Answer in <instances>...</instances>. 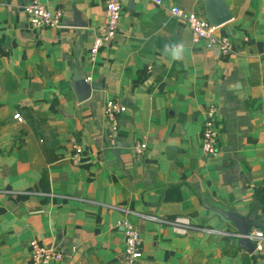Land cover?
<instances>
[{
  "label": "crops",
  "instance_id": "crops-1",
  "mask_svg": "<svg viewBox=\"0 0 264 264\" xmlns=\"http://www.w3.org/2000/svg\"><path fill=\"white\" fill-rule=\"evenodd\" d=\"M26 1L0 0V264H28L30 239L69 264H264V239L247 251L237 237L177 233L138 214L236 231L222 215L232 211L264 234V0H223L230 17L213 25L230 37L226 55L169 12L176 4L208 20L203 0H120L116 31L93 61L104 0H39L61 22L38 27L25 21ZM166 44H183V58L171 60ZM74 73L93 85L80 100ZM106 98L125 106L111 139ZM207 107L214 155L200 148ZM135 140L145 142L138 155ZM121 217L140 236L130 263Z\"/></svg>",
  "mask_w": 264,
  "mask_h": 264
},
{
  "label": "built area",
  "instance_id": "built-area-1",
  "mask_svg": "<svg viewBox=\"0 0 264 264\" xmlns=\"http://www.w3.org/2000/svg\"><path fill=\"white\" fill-rule=\"evenodd\" d=\"M159 3L160 0H152ZM120 0H104L103 21L97 26L95 34L92 36L91 42L87 49V58L93 61L104 43L115 33L118 18L120 15ZM22 11L25 15V21L30 27L38 26H58L61 22V11L58 9H49L39 0H27L22 5ZM169 12L181 18L190 30L191 39L193 41L201 40L203 45L211 49L214 53L226 55L231 51V40L227 34H216L214 26L207 19L196 14L194 11H187L180 6L173 4L169 7ZM87 79V77L85 78ZM125 110V106L114 98H106L102 103V112L108 121L110 132L116 128L117 117ZM213 107H207L205 110L202 126L200 129V148L207 155H214L216 152V135L217 125L214 119ZM18 120L20 115L15 112L11 115ZM71 152L69 155L72 164H77L80 160L81 146L76 143L71 144ZM145 146L144 140H135L132 149L136 155L140 154ZM264 187V185H263ZM36 193L37 191H27ZM42 193V192H40ZM43 194H51L43 192ZM128 211L127 209H124ZM146 218L167 223L171 229L177 233H187L188 231H205L219 233L222 235H230L237 237L236 231L226 229H216L202 226L191 222L186 216L175 215L172 218H162L154 214L138 213ZM115 224L120 226L123 235V256L126 262L130 263L141 256L140 236L136 227L125 217L117 218ZM248 237L254 241L255 249H259V242L264 239V234L259 230L249 231ZM71 249L73 247L71 246ZM29 262L28 264H69L62 259V251L51 245L38 243L34 239L28 241Z\"/></svg>",
  "mask_w": 264,
  "mask_h": 264
},
{
  "label": "water",
  "instance_id": "water-1",
  "mask_svg": "<svg viewBox=\"0 0 264 264\" xmlns=\"http://www.w3.org/2000/svg\"><path fill=\"white\" fill-rule=\"evenodd\" d=\"M203 2L205 4V14L210 23L217 24L230 17V12L226 9L223 0H203ZM70 86L79 100L88 96L90 89L93 87V85L87 83L78 73L72 75ZM222 215L232 221L236 232H238L237 245L247 251H252L255 243L248 237V232L250 226L255 224L247 216L242 217L236 212L225 211L222 212Z\"/></svg>",
  "mask_w": 264,
  "mask_h": 264
},
{
  "label": "clouds",
  "instance_id": "clouds-1",
  "mask_svg": "<svg viewBox=\"0 0 264 264\" xmlns=\"http://www.w3.org/2000/svg\"><path fill=\"white\" fill-rule=\"evenodd\" d=\"M163 51L171 60L180 61L183 58L185 48L183 44H166Z\"/></svg>",
  "mask_w": 264,
  "mask_h": 264
}]
</instances>
